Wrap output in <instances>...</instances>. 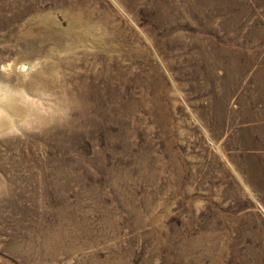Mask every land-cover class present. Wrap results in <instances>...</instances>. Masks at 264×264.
Wrapping results in <instances>:
<instances>
[{"label":"rangeland","instance_id":"obj_1","mask_svg":"<svg viewBox=\"0 0 264 264\" xmlns=\"http://www.w3.org/2000/svg\"><path fill=\"white\" fill-rule=\"evenodd\" d=\"M0 264H264V0H0Z\"/></svg>","mask_w":264,"mask_h":264},{"label":"bare ground","instance_id":"obj_2","mask_svg":"<svg viewBox=\"0 0 264 264\" xmlns=\"http://www.w3.org/2000/svg\"><path fill=\"white\" fill-rule=\"evenodd\" d=\"M24 66V65H23ZM22 67V66H21ZM27 67V66H26ZM30 68V67H29ZM21 71H23V70H21ZM24 72V71H23ZM26 73H27V71H26ZM84 88V87H83ZM84 94H85V92H84ZM2 124V123H1Z\"/></svg>","mask_w":264,"mask_h":264}]
</instances>
